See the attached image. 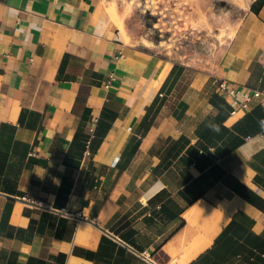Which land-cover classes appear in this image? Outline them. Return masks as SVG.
Segmentation results:
<instances>
[{
	"label": "crops",
	"instance_id": "1",
	"mask_svg": "<svg viewBox=\"0 0 264 264\" xmlns=\"http://www.w3.org/2000/svg\"><path fill=\"white\" fill-rule=\"evenodd\" d=\"M121 8L0 0V264H264V0L214 68Z\"/></svg>",
	"mask_w": 264,
	"mask_h": 264
},
{
	"label": "rangeland",
	"instance_id": "2",
	"mask_svg": "<svg viewBox=\"0 0 264 264\" xmlns=\"http://www.w3.org/2000/svg\"><path fill=\"white\" fill-rule=\"evenodd\" d=\"M113 2L123 7L127 43L190 65L214 68L251 0H246V6L228 0Z\"/></svg>",
	"mask_w": 264,
	"mask_h": 264
},
{
	"label": "built area",
	"instance_id": "3",
	"mask_svg": "<svg viewBox=\"0 0 264 264\" xmlns=\"http://www.w3.org/2000/svg\"><path fill=\"white\" fill-rule=\"evenodd\" d=\"M111 79H114V75H111ZM107 86H111V81L108 82ZM218 87L222 93L234 99V106L236 108H246L254 98H259L261 103L264 104L263 91L244 89L243 87H238L236 85L231 86L225 80H221ZM234 111H236V109Z\"/></svg>",
	"mask_w": 264,
	"mask_h": 264
},
{
	"label": "bare ground",
	"instance_id": "4",
	"mask_svg": "<svg viewBox=\"0 0 264 264\" xmlns=\"http://www.w3.org/2000/svg\"><path fill=\"white\" fill-rule=\"evenodd\" d=\"M228 1H231L232 3H236V4L240 5V6H246V0H228ZM152 5H154V4L152 3ZM110 10L113 13V15L116 14L114 8H110Z\"/></svg>",
	"mask_w": 264,
	"mask_h": 264
}]
</instances>
